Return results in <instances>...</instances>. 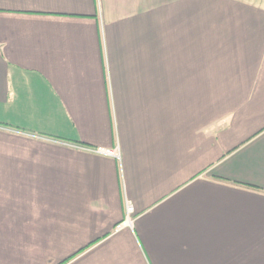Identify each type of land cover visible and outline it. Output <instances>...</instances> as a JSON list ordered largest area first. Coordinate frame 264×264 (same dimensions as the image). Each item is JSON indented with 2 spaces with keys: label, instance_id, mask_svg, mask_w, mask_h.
Returning <instances> with one entry per match:
<instances>
[{
  "label": "crops",
  "instance_id": "obj_1",
  "mask_svg": "<svg viewBox=\"0 0 264 264\" xmlns=\"http://www.w3.org/2000/svg\"><path fill=\"white\" fill-rule=\"evenodd\" d=\"M0 264H264V0H0Z\"/></svg>",
  "mask_w": 264,
  "mask_h": 264
},
{
  "label": "built area",
  "instance_id": "obj_2",
  "mask_svg": "<svg viewBox=\"0 0 264 264\" xmlns=\"http://www.w3.org/2000/svg\"><path fill=\"white\" fill-rule=\"evenodd\" d=\"M98 151L100 153H103V154H106V155H109V156L120 158V153H119L118 148H114V149L99 148ZM126 212H127V219L128 220L125 221V222L129 223V221H130L129 215L133 212V207L131 206L130 203H127V205H126ZM121 226H122V223H119L116 228L119 229V228H121Z\"/></svg>",
  "mask_w": 264,
  "mask_h": 264
}]
</instances>
